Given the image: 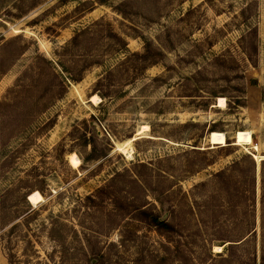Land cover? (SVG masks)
<instances>
[{"label": "rangeland", "instance_id": "1", "mask_svg": "<svg viewBox=\"0 0 264 264\" xmlns=\"http://www.w3.org/2000/svg\"><path fill=\"white\" fill-rule=\"evenodd\" d=\"M6 42L0 100L36 54L67 91L0 111V264H264V0H0Z\"/></svg>", "mask_w": 264, "mask_h": 264}, {"label": "trees", "instance_id": "2", "mask_svg": "<svg viewBox=\"0 0 264 264\" xmlns=\"http://www.w3.org/2000/svg\"><path fill=\"white\" fill-rule=\"evenodd\" d=\"M100 31L103 34L102 39L111 40L112 33L110 30V24L103 19H99L91 23L89 26L82 29L80 32L76 33L71 37L59 50L58 57L61 64L64 66L65 70L70 75L74 81L78 82L83 78V74L89 69V67L99 64L98 60H83L81 55L77 54L76 49L78 48V40L82 33H87L89 31ZM19 37H15L9 40V42H15ZM7 45H0V58L6 57V51L3 50ZM124 46V40H121L120 47ZM149 43H146L149 50ZM25 47L22 44H18L15 48L13 59L17 58L23 51ZM145 53V51H144ZM143 53V54H144ZM143 54L141 56H143ZM147 56V55H146ZM148 59H150L147 56ZM13 61V60H12ZM12 61L9 64H3L0 66V76H2L6 70L10 67ZM125 64V61L120 63L116 68H121ZM111 73L108 72L102 79H98L93 86V90H99L98 86L100 82ZM67 91L66 81L62 79L54 70V67L44 56L36 54L28 66L21 72V74L15 79L13 85L8 88L4 97L0 100V111L5 108L8 104L12 106L19 107L23 106V103L28 101L30 108L28 110V115L31 119L36 118L47 108H49L55 101L61 98ZM26 93L27 98L22 99L19 94ZM94 146L90 150V153L84 157V160H90L94 158ZM137 166H146L144 164H139ZM101 187L96 193H100L104 188ZM91 197V196H89ZM145 211L140 212L144 214ZM152 225L156 227L157 230L164 229L168 232L178 231L177 227L168 222H151Z\"/></svg>", "mask_w": 264, "mask_h": 264}, {"label": "bare ground", "instance_id": "3", "mask_svg": "<svg viewBox=\"0 0 264 264\" xmlns=\"http://www.w3.org/2000/svg\"><path fill=\"white\" fill-rule=\"evenodd\" d=\"M96 97H97L96 95H92L90 97V100L95 102L97 99H99V98L96 99ZM224 106H225V99L223 97H219L217 100L216 107L223 108ZM147 129H148V126H142L138 130L137 135L141 134L143 131H145ZM138 137H139V135H138ZM138 137L134 136L132 138H129L128 140L124 141L120 146H118L117 149L120 150V152L124 153L126 156H129L133 152L130 142L132 140L138 139ZM130 156H132V155H130ZM261 159H264V156H262ZM68 162H69V165H71L73 168H75V167L79 166L80 159L77 157L76 154L71 153L68 157Z\"/></svg>", "mask_w": 264, "mask_h": 264}, {"label": "water", "instance_id": "4", "mask_svg": "<svg viewBox=\"0 0 264 264\" xmlns=\"http://www.w3.org/2000/svg\"><path fill=\"white\" fill-rule=\"evenodd\" d=\"M28 199V198H27Z\"/></svg>", "mask_w": 264, "mask_h": 264}]
</instances>
